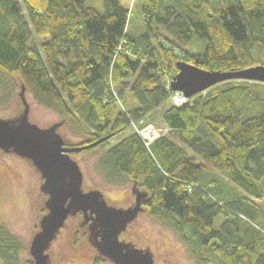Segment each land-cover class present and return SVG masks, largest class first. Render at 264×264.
Returning a JSON list of instances; mask_svg holds the SVG:
<instances>
[{
	"label": "trees",
	"instance_id": "1",
	"mask_svg": "<svg viewBox=\"0 0 264 264\" xmlns=\"http://www.w3.org/2000/svg\"><path fill=\"white\" fill-rule=\"evenodd\" d=\"M122 1L101 0L98 10L87 0H0V80L18 78L78 145L111 135L84 150L108 146L95 164L102 181L145 190L148 214L202 262L264 264V83L226 81L169 105L160 116L167 133L148 145L131 128L169 100L165 80L179 61L219 72L264 65V0H142L138 33ZM198 39L203 53L184 48ZM225 180L241 191L223 197ZM21 249L0 223V264H22Z\"/></svg>",
	"mask_w": 264,
	"mask_h": 264
},
{
	"label": "rangeland",
	"instance_id": "2",
	"mask_svg": "<svg viewBox=\"0 0 264 264\" xmlns=\"http://www.w3.org/2000/svg\"><path fill=\"white\" fill-rule=\"evenodd\" d=\"M87 4L98 10H102L101 0H87ZM122 4L131 12L130 30L137 33L141 32L144 28L143 16L141 14L142 0H123ZM205 46L206 41L198 39L188 42L184 48L191 52L203 53ZM252 55L256 59L260 57L258 47L253 49ZM170 80L171 77H166V86H168ZM231 80L237 81L243 79H227L214 85ZM256 82L264 83L260 81ZM4 83L5 81L0 80V117L7 118L19 114L22 111V104L18 96L20 90L19 79L14 78V86H8L7 82L6 84ZM206 90L196 94L203 93ZM171 95L168 101L163 103L153 114L145 118L144 123H138L142 129L150 125V131L152 132L150 136L156 132L164 134L168 131L160 116L163 110L172 104ZM25 97L30 106L29 120L32 123L46 127L63 119L53 111L36 104L32 98V94L29 92H25ZM247 107L250 106L247 105ZM259 110H261L259 105L252 107V112ZM139 126L137 127L140 128ZM133 129H135L134 126L132 127ZM58 132L62 137L64 135L69 138L72 143H77L81 139L79 134L71 131L66 123H63ZM121 137L122 135H117L112 139L111 143H115ZM110 138L106 140L109 144ZM77 145L68 147H75ZM107 147H99L90 152L80 151L71 153V157L77 161L83 173L82 188L84 191L90 189L100 190L107 203L111 205L124 208L132 206L135 196L131 191V182L126 181L124 184L116 186L106 185L102 181L103 177L96 171V161ZM221 173L222 176H225V173ZM41 181L39 173L30 161L14 154L0 151V223L20 241L22 245L20 253L22 264L25 261H32L28 247L32 236L38 230V221L46 211L43 205L45 196L39 191ZM220 182L222 190H226L222 192V196L225 198H231L238 193V190L241 191L237 185L229 180ZM259 204L264 209V200H261ZM78 214L76 215L79 217L73 218L76 217L74 215L66 220L61 232L52 243L49 249L52 264H113L107 258L99 255L88 241L87 225L82 226L80 224L83 221V215L81 213ZM222 220V216L218 217L215 226L218 227ZM119 239L130 241L140 248L148 247L153 253L155 264H215V261H220L216 256H210V259L214 263L202 262L200 259L201 255L194 254L189 243L181 237V233L160 219L148 214L145 205H143V211L128 224L126 230L119 236ZM100 257L103 259L102 261H95V258Z\"/></svg>",
	"mask_w": 264,
	"mask_h": 264
},
{
	"label": "water",
	"instance_id": "3",
	"mask_svg": "<svg viewBox=\"0 0 264 264\" xmlns=\"http://www.w3.org/2000/svg\"><path fill=\"white\" fill-rule=\"evenodd\" d=\"M178 72L171 77V91L190 97L227 79H245L264 82V65H254L233 72L208 71L179 61ZM26 88L20 85L18 96L22 111L14 116L0 117V151L11 153L31 162L41 178L39 191L45 196V213L38 221V230L32 236L28 251L32 264H52L49 249L61 232L66 220L78 213L83 215L88 241L96 252L113 264H155L153 253L120 240L124 232L146 203L147 192L133 184L134 204L117 207L107 203L98 189L84 191L83 173L71 153L93 148L111 135L93 143L68 147L58 132L63 121L41 127L29 120L30 106L25 97ZM177 264V263H174Z\"/></svg>",
	"mask_w": 264,
	"mask_h": 264
},
{
	"label": "built area",
	"instance_id": "4",
	"mask_svg": "<svg viewBox=\"0 0 264 264\" xmlns=\"http://www.w3.org/2000/svg\"><path fill=\"white\" fill-rule=\"evenodd\" d=\"M167 88L170 90L171 92V103L174 105V106H180L184 103L187 102L188 100V97H186L185 95H183L181 92H178V91H171L170 89V83L168 82V86ZM143 122L142 121H139V124H142ZM139 124H135V123H132L131 125V128L134 126L135 129H133L135 132L139 133L140 136L143 138V140L145 141V143L148 145L150 142H152L154 139L158 138L159 136L163 135L161 133H155V134H152L151 135V131H150V125L148 126H145V128L142 129V127L139 126ZM139 126L140 128H138L137 126ZM167 133V132H166ZM165 134V133H164Z\"/></svg>",
	"mask_w": 264,
	"mask_h": 264
},
{
	"label": "flooded vegetation",
	"instance_id": "5",
	"mask_svg": "<svg viewBox=\"0 0 264 264\" xmlns=\"http://www.w3.org/2000/svg\"><path fill=\"white\" fill-rule=\"evenodd\" d=\"M85 225H86V224H84V225L82 224V226H85Z\"/></svg>",
	"mask_w": 264,
	"mask_h": 264
}]
</instances>
